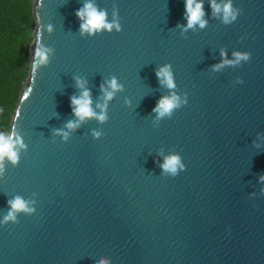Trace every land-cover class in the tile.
Returning a JSON list of instances; mask_svg holds the SVG:
<instances>
[{"label": "water", "instance_id": "1", "mask_svg": "<svg viewBox=\"0 0 264 264\" xmlns=\"http://www.w3.org/2000/svg\"><path fill=\"white\" fill-rule=\"evenodd\" d=\"M195 2L203 27H187L184 0H32L8 132L18 158L0 162V264H264V0ZM85 3L120 30L81 34ZM77 80L106 120L74 115ZM173 95L170 115L152 111ZM172 155L175 175L161 167Z\"/></svg>", "mask_w": 264, "mask_h": 264}, {"label": "clouds", "instance_id": "2", "mask_svg": "<svg viewBox=\"0 0 264 264\" xmlns=\"http://www.w3.org/2000/svg\"><path fill=\"white\" fill-rule=\"evenodd\" d=\"M184 4L185 12L187 14L185 17L187 20V27L190 28L197 23H199L200 26L203 27L205 22L201 19V17L203 16L202 4L195 2V0H184ZM213 11H219V8L214 7ZM74 14L78 19L83 21L80 24L81 34L87 31L89 35H92L94 32H97L101 29L111 31L113 27H116L117 31L120 30L118 24L107 23L105 20V12L97 11L96 7H94L91 3H85L83 7L76 10ZM224 14L225 22H228L229 16H232L233 19L235 18V16L232 14L230 4H226L224 6ZM46 51L47 50H44L40 47L34 49L32 61L33 70H35V68L39 64H43L46 62ZM234 55L236 56L237 60H247L249 58L248 54L234 53ZM155 74L159 83L165 84L170 89L175 87L173 77L169 71L168 66L160 67L158 70H156ZM77 87L84 88V84L77 80ZM108 88L111 89V91L106 90L104 86L101 85V91L104 93L106 101L111 99L114 96L115 92L122 88V85L119 84L116 77L113 76L110 81H108ZM70 99L71 104L73 105V113L75 116L79 117L80 120H84L85 118H91L94 116L101 122L107 119L106 115L103 112V107H106V104L103 107L99 104L97 105V107L102 108L101 114H99L98 116L92 111V108L90 107V92L86 88H84L80 97L73 96ZM177 100L178 98L175 95H173L171 98L162 97L160 100H158L156 106L152 111L156 112L161 117L165 114L170 115L172 110L179 106ZM66 126L68 128L74 127L71 121H69ZM93 134L95 136L100 135L99 132H94ZM13 135L15 134L13 133L12 135L5 136L4 134L0 133V162H2L5 157H7L8 160H10L13 164H15L17 161V153L13 150ZM19 142V138H17L16 143ZM179 163V157L176 155H172L166 159L165 163L161 165V167L175 175L177 172V165H179ZM181 167L183 166L181 165ZM261 178L264 179V177ZM8 203L10 204L12 210H28L26 209L25 202L19 197H16L12 201H8ZM11 218L12 212L10 211L5 219L7 220ZM100 264H105V262L101 261Z\"/></svg>", "mask_w": 264, "mask_h": 264}, {"label": "trees", "instance_id": "3", "mask_svg": "<svg viewBox=\"0 0 264 264\" xmlns=\"http://www.w3.org/2000/svg\"><path fill=\"white\" fill-rule=\"evenodd\" d=\"M31 4L32 0H0V133L5 136L28 69Z\"/></svg>", "mask_w": 264, "mask_h": 264}]
</instances>
